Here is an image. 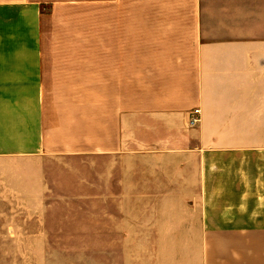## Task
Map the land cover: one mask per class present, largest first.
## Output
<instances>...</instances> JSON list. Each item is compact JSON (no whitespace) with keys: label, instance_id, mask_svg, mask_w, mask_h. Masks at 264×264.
<instances>
[{"label":"crops","instance_id":"crops-1","mask_svg":"<svg viewBox=\"0 0 264 264\" xmlns=\"http://www.w3.org/2000/svg\"><path fill=\"white\" fill-rule=\"evenodd\" d=\"M243 158L254 213L216 214ZM45 160L93 162L111 264H264V0H0V163Z\"/></svg>","mask_w":264,"mask_h":264},{"label":"rangeland","instance_id":"rangeland-1","mask_svg":"<svg viewBox=\"0 0 264 264\" xmlns=\"http://www.w3.org/2000/svg\"><path fill=\"white\" fill-rule=\"evenodd\" d=\"M254 164L253 158L231 159L214 191L216 214L254 213L260 196ZM40 165L50 190H41L29 165L0 163V264H111L118 255L105 251L117 239L98 236L95 215L104 207L95 205L93 183L84 182L94 177L93 162Z\"/></svg>","mask_w":264,"mask_h":264},{"label":"built area","instance_id":"built-area-1","mask_svg":"<svg viewBox=\"0 0 264 264\" xmlns=\"http://www.w3.org/2000/svg\"><path fill=\"white\" fill-rule=\"evenodd\" d=\"M201 120V111L200 110H196L194 111L191 119H190V125L191 126H196Z\"/></svg>","mask_w":264,"mask_h":264}]
</instances>
